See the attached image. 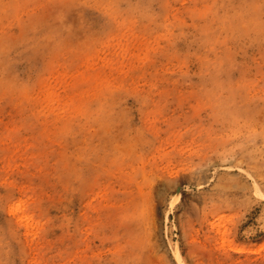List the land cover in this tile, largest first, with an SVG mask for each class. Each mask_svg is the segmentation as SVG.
<instances>
[{
    "label": "rangeland",
    "instance_id": "1",
    "mask_svg": "<svg viewBox=\"0 0 264 264\" xmlns=\"http://www.w3.org/2000/svg\"><path fill=\"white\" fill-rule=\"evenodd\" d=\"M0 264H264V0H0Z\"/></svg>",
    "mask_w": 264,
    "mask_h": 264
}]
</instances>
